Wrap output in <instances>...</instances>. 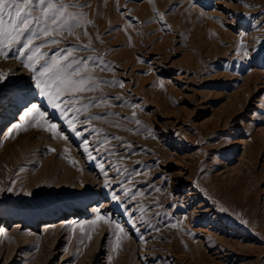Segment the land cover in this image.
Returning a JSON list of instances; mask_svg holds the SVG:
<instances>
[{"label":"rangeland","instance_id":"rangeland-1","mask_svg":"<svg viewBox=\"0 0 264 264\" xmlns=\"http://www.w3.org/2000/svg\"><path fill=\"white\" fill-rule=\"evenodd\" d=\"M78 2L82 138L0 55V264H264V0ZM31 100L44 117L4 133Z\"/></svg>","mask_w":264,"mask_h":264},{"label":"snow or ice","instance_id":"snow-or-ice-1","mask_svg":"<svg viewBox=\"0 0 264 264\" xmlns=\"http://www.w3.org/2000/svg\"><path fill=\"white\" fill-rule=\"evenodd\" d=\"M88 6L87 3H79L78 0H0V55L7 59L8 53L14 51L15 59L23 60L24 67L33 74L40 93L47 96L49 104L60 112L61 119L66 120L70 130L78 138H82L83 133L77 131L74 121L82 112L87 111L89 105L78 107L77 104L81 103L85 93L99 87V83L93 76L89 63L90 58L79 56L77 47H60V45L66 38L65 34L74 36L77 40L88 35L85 25L91 21L86 19V14L82 11ZM71 9H77V11ZM159 16L163 21V14ZM78 29L80 31H77ZM53 47L57 50L50 55L49 52ZM80 47L87 49L91 45ZM236 52L247 55V47L243 40L239 43ZM98 66L101 71L106 70L107 67L106 65ZM4 78L3 74H0V80ZM107 83L115 85L116 81ZM118 86L124 87L122 82ZM100 103L107 104V100H101ZM69 113H71L70 118ZM25 117H28L35 126L37 117L43 118L44 113L36 104H32L26 109L21 119L24 120ZM133 117H135V112H133ZM98 118L86 117L83 123H90L91 120ZM136 123L139 124V120ZM14 127L22 128L23 124ZM49 127L55 130L57 125L49 124ZM92 131L98 132L99 129L94 128ZM9 135H11V129ZM115 139L119 140L120 137H115ZM82 144L83 151L88 157L95 159L89 151V141L82 139ZM100 168L104 171L103 164ZM119 171L117 169V172ZM8 190L11 191V189ZM156 190L159 191V189ZM124 195L129 199H135V194L129 196L127 190L124 191ZM113 199H118V197L114 195ZM96 211L99 212L100 209L97 208ZM102 220L108 222L105 216L97 215L90 223L96 224ZM116 227L121 232L125 231L119 224H116ZM81 231L83 232V228ZM88 239H91L90 235ZM117 247H119L118 237Z\"/></svg>","mask_w":264,"mask_h":264},{"label":"bare ground","instance_id":"bare-ground-1","mask_svg":"<svg viewBox=\"0 0 264 264\" xmlns=\"http://www.w3.org/2000/svg\"><path fill=\"white\" fill-rule=\"evenodd\" d=\"M29 103H31L29 107H31L32 104H36V105L38 104L37 100H31ZM23 109H24V110H23ZM23 109H22V110H23L22 112H19V115L16 117V119L13 120V121H15V122L12 124V126L9 127V128H7V130H6L4 133H8L10 129L13 130L14 126H16L17 124H19L20 121H22L21 117L24 115V113H25V111H26V109H27L26 105L23 106ZM47 223H48V222H46V224H47ZM46 224H44L43 227H44V226H49V225H50V224H49V225H48V224L46 225ZM7 230H8V227H5V225H4L3 223H1V224H0V235H1L3 232H6ZM3 234H4V233H3Z\"/></svg>","mask_w":264,"mask_h":264}]
</instances>
